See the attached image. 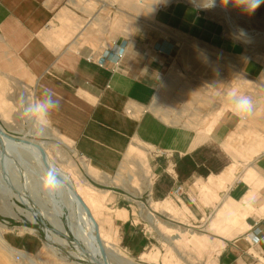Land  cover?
<instances>
[{
	"label": "crops",
	"instance_id": "1",
	"mask_svg": "<svg viewBox=\"0 0 264 264\" xmlns=\"http://www.w3.org/2000/svg\"><path fill=\"white\" fill-rule=\"evenodd\" d=\"M85 13L74 0H0V98L27 103L50 89L61 101L51 124L72 141L89 174L88 164L95 173L102 164L119 163L122 139L148 125L147 117L138 121L136 115L161 99L171 63L164 41L177 40L175 32L195 31L209 42L215 27L178 3L161 9L149 36L140 24L135 36L114 34L108 26L98 31L96 14ZM157 28L165 29V37ZM216 29L219 39V24ZM119 46L124 55L114 64L112 50ZM255 144L259 153L245 167L240 164L233 179L225 153L150 151L139 196L144 206L118 208L126 212L119 223L122 251L139 258L151 244L150 216L172 220L171 203L186 209L189 226L221 243L215 264H264V138L257 136ZM176 186L180 196L173 197ZM13 243L29 250L38 246L22 239Z\"/></svg>",
	"mask_w": 264,
	"mask_h": 264
},
{
	"label": "rangeland",
	"instance_id": "2",
	"mask_svg": "<svg viewBox=\"0 0 264 264\" xmlns=\"http://www.w3.org/2000/svg\"><path fill=\"white\" fill-rule=\"evenodd\" d=\"M74 1L84 13H87L86 15L96 14L97 21L93 27H96L98 31L108 26L114 34L123 33L125 36H135L138 34L141 18L151 20L155 24V19L161 9L174 5V3L191 7L194 14L209 20L215 28L212 29L209 42L202 41L200 33L198 35L195 31L191 34L175 32L177 40H170V42L167 41L168 38L166 42L164 41L166 53L171 54V63L164 73L161 99L159 103H154L149 107L146 113L142 111L137 113V120L141 121V118L145 116L148 125L146 128L142 125L140 132L139 129H135L134 133L122 139L119 163L101 165L102 171L107 169V172L97 171L92 175L87 174L84 168L87 163L83 161V156L76 153L72 141L62 137L52 124L42 135L38 136L32 124L22 114L23 104L26 103H8L4 98H0L1 128L9 136L15 138V141L25 139L40 142L43 145L47 144L57 165L66 166L69 160L87 184L100 191H108L99 194L104 202L98 210V218L104 232L109 235L110 241L127 260L134 264H215L221 243L203 235L201 230L189 226L185 216L186 209H180L171 203H169L171 213L169 212L168 216H171L172 220L156 218L172 226L175 231H172L170 235H164L151 225L149 229L151 244L148 248L139 258L127 256L119 244L118 223L122 219L116 218V210L125 204L134 210L144 206L143 200L139 198L143 191L142 176L144 174V170H140V165L148 174L150 151L199 148L225 153L231 159L232 165L229 171L232 179L235 171L239 170L240 164L245 167L244 164L254 154L259 153L255 144L256 137L264 138V77L262 75L264 70V4L254 13H249L237 6L234 0H214L212 6H209L211 0H132L139 6L137 11L128 8L130 6H127L126 2L129 0ZM149 3L155 5V13L151 19L146 17L143 7L141 8ZM221 6L226 8V15L229 16L226 19L234 21L243 31L251 30L256 33L240 36L233 34L235 38H225L219 29L218 39V33L213 30H217L218 21L221 18L225 19ZM141 29L145 31L146 36L153 34V28L145 26ZM164 30L159 31H163L162 34L165 37L167 32ZM2 83L8 87L7 81L3 82L2 79ZM233 88L241 94L250 96L254 104L257 101L261 103L246 119L241 120L230 111L226 93ZM8 93L10 96L13 95L12 90ZM14 95L17 96L16 93ZM219 112L221 117L217 119L216 115ZM212 121L211 125H213L210 128ZM54 147L58 149V154L54 152ZM22 151L24 150L17 152L21 153L20 155L17 153H14L13 157L11 155L7 165L3 164V159H0V183L3 184L2 188H10L13 192L23 189L24 192L34 193L33 197L35 195L34 199H37H35L36 203L30 199V206L14 201L18 209L8 204L11 200L7 197L0 199V226L5 228L4 240L11 247L25 252L36 264H92L89 261V255L78 256L72 253L75 251L74 244L78 241L68 230L66 233L57 231L53 223L39 213L40 210H49L48 212L52 213L53 198L46 199V196L41 194V177L39 176L43 175L45 169L43 167L39 169L40 166L37 165L39 162L34 161L35 159L33 160L27 151L23 156ZM14 155L18 158L20 156V163L26 162L27 165L25 166V163L19 165ZM24 183L29 185V187L26 185L27 189ZM124 198H128L127 202L123 200ZM20 209L23 213H20ZM61 220L66 226V215H63ZM135 221H137L136 218ZM46 229L56 235L58 239L56 242L45 238ZM192 233L203 235L208 239V245L205 248L183 247L179 237H190ZM16 239L33 241L38 246L34 250H29L24 246L14 245L13 242ZM78 245L84 247L81 242ZM176 247L178 250H175ZM1 259L5 264H28L22 260L19 253H11L2 248H0V264H2Z\"/></svg>",
	"mask_w": 264,
	"mask_h": 264
},
{
	"label": "bare ground",
	"instance_id": "3",
	"mask_svg": "<svg viewBox=\"0 0 264 264\" xmlns=\"http://www.w3.org/2000/svg\"><path fill=\"white\" fill-rule=\"evenodd\" d=\"M126 5L130 6L128 8L129 9L132 8L133 11L139 10V6L135 2H133L132 0H129V2L127 1ZM142 7H143V11L145 12V13L144 12L143 13L146 14V17H148V18L150 17V19H151V17L155 13V5L153 3H149V4H145V5L141 6V8ZM147 23H149V25H147ZM145 26H147L148 28H154V24L151 22V20L141 18L140 27L142 28ZM158 30H162V29L158 28ZM262 75L264 77V70H263ZM30 100H33V98L30 97ZM259 105H261V103L259 101H257V103H255L256 109L259 107ZM227 107H225V108H227ZM220 116H221V114L219 112L216 115V118L218 119ZM1 119L3 121H5V119H3V118H1ZM214 120H215V118H214ZM211 123H213V121L210 122V125H211ZM212 125L210 126V128L212 127ZM207 128H209V127H207ZM53 149H54V152L56 154H58V149L55 147ZM20 150H24V151H22L23 156H24L26 151L29 152L30 153V154L28 153L29 156H32V159L33 160L35 159L34 161H37L40 163V164L37 163V165L40 166L39 169H41V167H43L45 170L49 169V168H55L58 171V173L60 174V176L63 178V190L60 191L59 193H57L54 197H52L54 200V201L53 200L51 201L52 203L54 202L53 208H52V205L50 203L52 213L51 212L49 213L48 212L49 210L48 211L40 210L39 213L42 215V217L51 221L53 223V226L56 228L57 231H59L61 233H66L68 230L74 236V238L78 242H76L74 244L75 251H73L72 253L75 255H78V256L79 255L85 256V254L89 255V261L92 264H134L133 262L124 258L118 252L119 249L117 250V248L110 241L109 235H107L104 232L103 226H102L101 222L99 221L98 210L101 209L102 204L104 202V201H102L101 196L99 197V194L100 193H107L108 191H106V190L100 191V190L92 187L91 185L87 184L83 180V177L79 175V173L75 169L73 163L70 162L69 160L67 161L66 166L57 165L55 160H53V158H52V154L49 151V146L47 144L43 145L40 142L27 141L25 139H22L20 141H15V138L9 136L0 126V159H3L2 160L3 164L7 165V162L10 161V159H11V158L9 159V157L11 155L13 157V154L14 153L16 154L18 151L20 152ZM17 154L20 155L21 153H17ZM15 157L18 159L17 160L15 158L17 160V162L19 160H21L20 156H19V158L17 155ZM21 163H25V166L27 165L26 162H21ZM21 163L19 161V165H21ZM41 164H42V166H41ZM37 165H35V166H37ZM91 167L92 166L90 164H88L87 172L92 175L93 170L91 169ZM140 167H139L140 170L145 171V169L143 168L142 165H140ZM28 168H30V167H28ZM43 168H42V171L44 170ZM24 170H25V168H24ZM26 170H25V172L28 173V171H26ZM42 171H41V173H42ZM29 173H30V171H29ZM41 173H40V175H41ZM43 173H44V171H43ZM39 177H41V176H39ZM27 180H28V177H27ZM1 183H0V199H4L5 197H7V199L11 200L8 204L12 205V206H16L17 209H18V206L16 205V203L14 201H19L26 206H30V199L34 200L33 203L35 202V199H37V198L34 199V197H35V195L33 197L34 193L31 194V192H24V191H22L23 189L21 191L13 192L10 188L6 189V187H4V186H3L4 188H2L3 184H1ZM24 185H25V189H27L29 187V185L26 183H24ZM26 185L28 187H26ZM23 187L24 186H22V188ZM138 193H139V191H138ZM46 199H49V198L46 197ZM46 202L49 203L48 201H46ZM19 211H20V213H23V211L21 209ZM116 212H117L116 218H120L122 220H124L126 218L125 210H116ZM33 214H34V212H33ZM63 215H66V226L63 224V222L61 220V217ZM150 217L152 219L153 226L156 229H158L161 234L170 235V233L172 231H175L172 226L168 225L167 223L162 222L161 220H159L155 216H150ZM28 230H30V229H28ZM4 231H5V228L3 226H0V248L6 250L8 252H11V253H14V252L19 253L20 256L22 257V260L25 263L36 264V263H33L32 259L25 252H22L21 250H17L15 248L11 247L4 240V237H3ZM25 231H27V230H25ZM46 235H47V239L52 241V242H56L58 240L56 235L53 234L48 229H46ZM179 238H181L180 240H182L183 247H185V248H187L188 246L189 247H199V248L203 247V248H205V246L208 245V239H206L203 235L198 234V233H192V235L190 237L180 236ZM79 242H81L82 246H84V247L79 246L78 245ZM175 250H178L177 247L175 248ZM181 254H182V256H185L183 253H181ZM1 263L5 264V262H3L2 259H1ZM68 264H73V263H68Z\"/></svg>",
	"mask_w": 264,
	"mask_h": 264
},
{
	"label": "clouds",
	"instance_id": "4",
	"mask_svg": "<svg viewBox=\"0 0 264 264\" xmlns=\"http://www.w3.org/2000/svg\"><path fill=\"white\" fill-rule=\"evenodd\" d=\"M234 3L249 13H254L264 0H234ZM214 5L211 0L209 6ZM243 31V30H241ZM114 55L122 57L124 55L123 46L114 50ZM230 111L239 119L243 120L251 116L254 112L255 104L253 99L245 94H241L237 89H229L226 93ZM61 101L50 89H45L42 96L23 104V116L32 124L35 133L42 135L51 124V114L58 110ZM41 194L46 197H54L63 190V178L55 168L46 169L40 178Z\"/></svg>",
	"mask_w": 264,
	"mask_h": 264
},
{
	"label": "built area",
	"instance_id": "5",
	"mask_svg": "<svg viewBox=\"0 0 264 264\" xmlns=\"http://www.w3.org/2000/svg\"><path fill=\"white\" fill-rule=\"evenodd\" d=\"M221 12H223V15L225 16V19L221 18V20L218 21V24L220 26L221 34H222L223 37H225V38H235L233 34H236V35L240 36V35H245V34H251V33L254 34V33H256L255 31H251V30L250 31H241V28L238 25H236V23L234 21L226 19V18H229V16L226 15V8L224 6H221ZM112 43L114 44L115 42L113 41ZM119 47H121V46H119ZM114 50H112V54L111 55H112V57H114L113 62L115 64V63H117L119 61V59L121 57L115 56L114 55ZM180 192H181V186H176L173 189V191H172L173 197L180 196Z\"/></svg>",
	"mask_w": 264,
	"mask_h": 264
},
{
	"label": "water",
	"instance_id": "6",
	"mask_svg": "<svg viewBox=\"0 0 264 264\" xmlns=\"http://www.w3.org/2000/svg\"><path fill=\"white\" fill-rule=\"evenodd\" d=\"M41 222H42V224L44 225L43 221H41ZM45 238L47 239V235H46V233H45Z\"/></svg>",
	"mask_w": 264,
	"mask_h": 264
}]
</instances>
